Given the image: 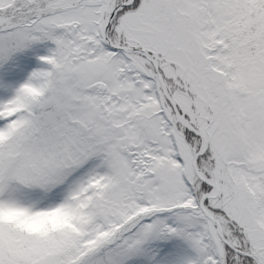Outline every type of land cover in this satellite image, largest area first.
<instances>
[{"label":"snow or ice","instance_id":"6c2138e0","mask_svg":"<svg viewBox=\"0 0 264 264\" xmlns=\"http://www.w3.org/2000/svg\"><path fill=\"white\" fill-rule=\"evenodd\" d=\"M0 264H264V0H0Z\"/></svg>","mask_w":264,"mask_h":264}]
</instances>
